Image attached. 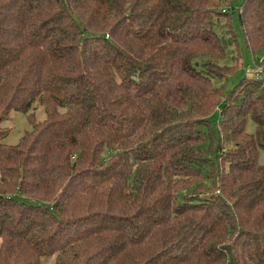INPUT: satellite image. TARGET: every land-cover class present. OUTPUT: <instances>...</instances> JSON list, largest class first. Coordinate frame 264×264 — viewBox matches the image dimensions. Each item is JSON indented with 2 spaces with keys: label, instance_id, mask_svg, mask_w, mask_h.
I'll use <instances>...</instances> for the list:
<instances>
[{
  "label": "trees",
  "instance_id": "16d2710c",
  "mask_svg": "<svg viewBox=\"0 0 264 264\" xmlns=\"http://www.w3.org/2000/svg\"><path fill=\"white\" fill-rule=\"evenodd\" d=\"M235 1L0 0V264H264V60L225 92ZM239 20L263 47L264 0Z\"/></svg>",
  "mask_w": 264,
  "mask_h": 264
},
{
  "label": "rangeland",
  "instance_id": "374dc122",
  "mask_svg": "<svg viewBox=\"0 0 264 264\" xmlns=\"http://www.w3.org/2000/svg\"><path fill=\"white\" fill-rule=\"evenodd\" d=\"M245 0H236L234 4V27L238 35V48L241 51L242 63L241 66L230 77L228 84L226 85L225 92L231 91L241 80L245 77L254 78L260 74L259 68L261 62L264 60V46L256 51L251 50L247 45L243 30L239 20V9L242 7ZM235 53V51L233 52ZM231 58H229V61ZM228 62V61H227ZM34 114L37 122L43 121L46 118V112L44 105L39 100L35 101L28 113H23L17 110H13L10 114L11 118L2 123V126L10 129V133L3 139L5 143L16 144L20 138L27 131L33 129V124L28 119V114ZM217 118V116H215ZM248 131L250 133L256 132V125L253 120L248 123ZM259 162L264 163V150L260 151ZM46 259L45 261H47ZM44 261V262H45ZM55 258H52L47 264H54Z\"/></svg>",
  "mask_w": 264,
  "mask_h": 264
}]
</instances>
